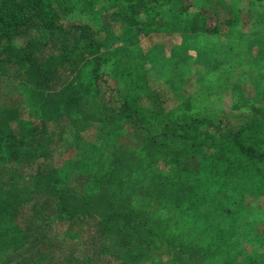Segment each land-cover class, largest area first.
<instances>
[{"label": "trees", "instance_id": "obj_1", "mask_svg": "<svg viewBox=\"0 0 264 264\" xmlns=\"http://www.w3.org/2000/svg\"><path fill=\"white\" fill-rule=\"evenodd\" d=\"M243 10L239 0H0V264H147L159 247L180 264H264L243 247L264 244L243 220L264 197V113L239 124L240 106L171 109L132 50L151 35L255 24ZM155 170L171 181L157 209L143 200L154 186L138 181ZM67 223L93 236L72 247L51 237Z\"/></svg>", "mask_w": 264, "mask_h": 264}, {"label": "rangeland", "instance_id": "obj_2", "mask_svg": "<svg viewBox=\"0 0 264 264\" xmlns=\"http://www.w3.org/2000/svg\"><path fill=\"white\" fill-rule=\"evenodd\" d=\"M239 2L240 7H244L242 19L249 20L246 16L249 10L251 11L250 15L255 17L256 22L252 26L246 23L240 27L230 28L229 31L222 32L220 35L178 33L173 34L174 40L171 42L160 34L151 35L132 47L134 56L141 59L138 61L141 70H145V75L149 79H146L145 86L160 97L164 95L162 101L166 106L176 109L189 100L195 105L205 106L206 109L224 110V112L230 111L233 106H240V110L232 116L233 120L239 124L247 122L246 119H252L258 114L264 113V97L258 95L254 97L257 88V91H261L264 96V0H239ZM199 5L200 2L193 8L194 13L199 11L201 7ZM212 7L214 12L226 14L223 7L214 4ZM70 18L76 19V13ZM69 21L71 20H67L65 23L69 24ZM23 43H25L24 39L17 40V44ZM173 77L177 79L173 87L170 88L167 82ZM117 83L121 85V81L118 80ZM243 97L251 99L247 106L243 105ZM255 110H258L257 114ZM50 136L58 140V131L52 129ZM66 156L72 161L77 160L75 151L66 153ZM158 168L167 172V176L172 171V166L167 161L160 163ZM156 172L158 171L155 170L149 178L138 180L140 184L146 182V187L154 186L150 196L143 199L144 203L150 207L153 206L154 209H157L156 198L162 199L158 194L159 184L171 182L161 179L156 175ZM24 189L22 188V190ZM139 203L143 202L139 201ZM172 206H175V203H172ZM245 209L247 216H244L243 220L250 223V230H253V233H255L254 230L258 231V233L250 235L256 237V234H261L264 237V197L248 200ZM30 212L28 207L23 210V214ZM166 215L170 217L172 212L168 211L163 217ZM176 216L178 215L173 218ZM254 221L256 224L252 225L251 223ZM74 226L67 223L65 227L63 224L61 228V224H59L56 227L57 231H49V234L55 239L60 237L69 247L93 236V234L81 236L79 231L77 232L76 228H73ZM172 228L175 231L181 230L174 222ZM63 229V234H61ZM37 236L40 237L42 234H37ZM109 240L106 238V247L111 250L116 249L113 242ZM187 245L189 244L185 242L183 247L185 248ZM243 247H249L252 251L257 249L264 252V244L263 246H258L256 243L248 245L243 241ZM166 252V248L159 247L151 252L149 257L146 256L142 262L180 264L175 261L176 258L170 257L169 251ZM11 257L13 259L11 264L16 263L14 259L18 257L14 258L13 255Z\"/></svg>", "mask_w": 264, "mask_h": 264}]
</instances>
